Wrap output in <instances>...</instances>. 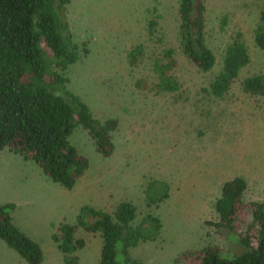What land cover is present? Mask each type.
<instances>
[{"label":"rangeland","instance_id":"374dc122","mask_svg":"<svg viewBox=\"0 0 264 264\" xmlns=\"http://www.w3.org/2000/svg\"><path fill=\"white\" fill-rule=\"evenodd\" d=\"M204 3L206 43L215 57L205 72L179 52L177 0H70L66 6L72 39L79 47V59L65 71L67 88L96 118L118 122L109 156L95 151L81 127L72 130L68 140L88 167L70 189L52 182L32 161L0 149V204H14L12 222L39 245V264L61 263L51 235L60 223L74 222L79 207L111 213L120 201L134 205L136 220L150 213L161 221L154 240L129 249L144 264H174L182 252L206 246H215L223 257L232 256L234 235L218 232L206 222L216 219L214 201L222 183L234 176L245 180L243 202L263 197L264 100L243 92L241 81L264 72V50L252 39L264 0ZM152 17L162 45L175 51L173 74L180 86L172 93L155 94L133 84L140 77L152 81L150 58L163 47L146 34ZM236 32L248 62L217 98L202 88L220 70L224 47ZM136 44L144 46V61L131 68L125 54ZM152 178L169 185L168 197L157 206L144 202L143 190ZM75 235L85 241L76 252L79 264H98L100 234L79 228ZM0 264L27 263L0 239Z\"/></svg>","mask_w":264,"mask_h":264},{"label":"trees","instance_id":"16d2710c","mask_svg":"<svg viewBox=\"0 0 264 264\" xmlns=\"http://www.w3.org/2000/svg\"><path fill=\"white\" fill-rule=\"evenodd\" d=\"M70 0H0V149L6 147L32 161L52 182L70 189L88 167L87 159L69 142L72 130L81 127L102 156L114 148L112 133L117 119L96 118L85 102L67 88L65 71L79 59L66 15ZM204 0H177L176 40L179 52L198 71H208L215 57L206 43ZM224 17L221 18V23ZM157 21L150 18L146 34L163 46L156 35ZM255 47L264 50V8L252 29ZM85 51V50H84ZM174 49L163 46L150 58L151 80L140 77L134 86L155 94L172 93L180 83L173 74ZM142 44L126 51L125 62L137 68L144 61ZM248 54L236 32L224 47L221 67L202 90L222 97L234 82ZM243 92L264 100V72L241 81ZM245 180L234 176L224 181L213 204V229L235 237L232 256L223 257L215 246L182 252L174 264H264V192L259 201L243 202ZM166 181L149 179L143 190L147 206H157L168 197ZM13 203L0 204V239L27 264H39V245L12 222ZM98 232L101 246L98 264H144L129 249L152 241L161 228L160 219L147 213L136 220L134 205L120 201L108 213L88 205L79 207L74 222L60 223L51 238L61 253L60 264H79L77 250L85 241L75 232ZM233 240V241H234ZM232 241V243H233ZM239 249V251H237Z\"/></svg>","mask_w":264,"mask_h":264}]
</instances>
